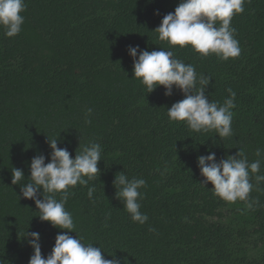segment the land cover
I'll list each match as a JSON object with an SVG mask.
<instances>
[{"label": "trees", "instance_id": "trees-1", "mask_svg": "<svg viewBox=\"0 0 264 264\" xmlns=\"http://www.w3.org/2000/svg\"><path fill=\"white\" fill-rule=\"evenodd\" d=\"M178 3L25 0L20 33L9 38L0 28V264H28L26 232L40 234L46 257L56 235L67 231L40 221L35 203L16 196L28 182L31 159L43 154L49 161L47 138H57L71 158L89 141L102 147L98 178L70 188L65 209L75 224L70 235L101 247L104 258L113 254L122 264H264V180L255 179L264 176V155H255L264 150V0H245L244 12L233 16L241 52L228 60L158 39L152 30ZM129 45L170 50L198 76L211 77L210 101L223 104L231 88L233 135L220 138L214 130L194 132L171 121L166 110L182 93L174 89L166 97L163 86L148 93L132 77ZM238 149L249 163L260 159L261 167L250 173L249 200L228 202L210 183L201 184L196 160L214 152L219 161ZM12 168L23 171L21 184L11 183ZM122 171L146 181L139 190L144 224L133 222L115 196L113 180ZM91 186L96 191L89 199Z\"/></svg>", "mask_w": 264, "mask_h": 264}, {"label": "clouds", "instance_id": "clouds-1", "mask_svg": "<svg viewBox=\"0 0 264 264\" xmlns=\"http://www.w3.org/2000/svg\"><path fill=\"white\" fill-rule=\"evenodd\" d=\"M244 3L245 0H179L174 11L165 14L159 26L152 31L158 34L160 41H166L171 46L190 45L201 56L214 54L222 60L236 58L241 49L234 38L235 29L231 27V20L234 15L244 12ZM25 9V0H0V28H3L6 37L20 33L24 23L21 13ZM154 14L159 15L158 10ZM127 53L132 58V77L138 78L148 93L158 86H163L166 97L171 96L174 89L182 93L184 98L166 110L171 121L185 122L194 132L214 130L220 138L233 135L231 110L235 107L236 93L231 88L226 89L229 97L223 104L210 101L206 88L211 77L198 76L192 64L175 58L172 51L159 48L149 52L140 50L139 45H129ZM91 112V108L87 109L86 116ZM47 143L51 150L49 161L45 163L43 154L35 155L29 165L30 176L26 184H21L25 179L23 171L12 168L11 183L21 184L17 199L32 200L40 221L67 231L56 235L54 246L46 257L41 253L40 234L26 232L23 238L32 248L28 264H122L113 254L111 259L104 258L101 247L82 243L81 238L70 235L75 233V224L71 213L65 209L71 195L70 188L78 183L87 186L89 181L98 178L101 145L89 141L80 146L79 152L76 151L71 158L67 148L58 147L57 138H47ZM255 155L261 157L264 150L257 148ZM196 163L203 177L201 184L206 186L210 183L214 194L228 202L249 200V193L253 190L250 173H259L261 167L260 159L249 163L243 149L219 161L214 152H209L198 156ZM255 179L259 183L264 176L256 175ZM145 184L142 178L129 179L124 171L116 173L113 180L116 198L123 203L130 219L139 224L148 220V216L140 211L139 203L142 199L139 190ZM95 191V186L88 187L89 199ZM56 193H60L59 200ZM247 207L251 209L253 204L249 202Z\"/></svg>", "mask_w": 264, "mask_h": 264}]
</instances>
